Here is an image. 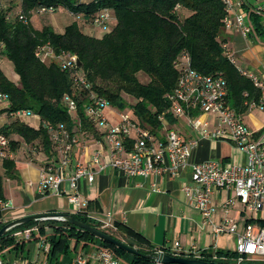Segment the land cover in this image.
<instances>
[{
	"label": "trees",
	"instance_id": "1",
	"mask_svg": "<svg viewBox=\"0 0 264 264\" xmlns=\"http://www.w3.org/2000/svg\"><path fill=\"white\" fill-rule=\"evenodd\" d=\"M11 1L6 4L5 0H0V94L7 97L0 106V115L5 113L11 118L0 128V133L8 137L13 153L20 147V140L12 137L15 134L26 144L35 146L37 143L55 161L49 127L63 126L71 135L79 129L100 137L96 123L85 114L90 93L106 98L119 110H128L138 125L155 134L162 128L158 119L161 115L168 127H174L177 120L169 111L167 95L177 84V63L183 56H187L192 68L200 73L224 76L227 101L237 113H246L248 104L245 103L261 96L260 88L226 53L221 38L228 14L224 0H17L16 5ZM42 8L52 9L53 13L64 10L73 20L63 32H57L48 23L36 28L32 18L35 14H47L39 13ZM104 10L113 15L115 25L101 37L86 33L85 28L92 26L93 18ZM249 17V34L256 33L264 40L262 17L254 11ZM44 44H49L57 55H75L80 66L75 64L72 69H63L55 61H41L35 53ZM3 59L12 63L19 78L17 82L2 69ZM139 72L148 76L147 83L139 81ZM78 73L89 82L88 90L75 86L73 75ZM124 94L134 100L129 106ZM66 96L76 100L75 115L66 107ZM18 111L37 116L38 127L12 115ZM5 177H18L13 158L0 159V200L4 199ZM72 215L135 248L140 254H132L68 222L47 219L15 226L1 236L0 255L4 257L6 250H23L26 241H17L13 232L38 226L40 235L51 244L50 263L70 261L81 243L83 248L93 245L96 249H110L116 258L126 260L127 264H156L144 255L157 250L140 234L121 224H117L115 231L102 228L80 214ZM3 225L0 223V228ZM46 227L52 232L46 233ZM32 236L36 238L28 241H37L39 235L33 233ZM202 256L217 264H234L239 258L235 250L203 252Z\"/></svg>",
	"mask_w": 264,
	"mask_h": 264
},
{
	"label": "built area",
	"instance_id": "2",
	"mask_svg": "<svg viewBox=\"0 0 264 264\" xmlns=\"http://www.w3.org/2000/svg\"><path fill=\"white\" fill-rule=\"evenodd\" d=\"M228 14L224 19L225 28H235L243 35L251 32V25L245 22L243 13L230 18L232 9L230 0H224ZM252 11L264 20V8L255 7ZM53 13L52 9L42 8L39 13ZM113 15L104 10L96 15L91 25L104 33L110 30L107 21ZM22 18V16H20ZM231 57L232 62L234 59ZM36 56L43 62L55 61L63 69H72L77 64V57L67 53L55 54L49 44L40 46ZM179 77L173 91L167 95L170 102L169 111L176 118L177 124L168 127L163 115L158 119L162 128L153 133L136 123L129 111L113 107L103 97L90 93L85 106L86 116L96 123L97 128H103V137L107 146L111 169L127 177H150L155 175L174 176L188 165L192 149L201 139L229 140L246 154V162L222 163L216 159H208L191 164L190 182L183 185L182 190L187 204L198 211L212 226L215 234L231 233L236 236L235 251L239 258L234 264H251L264 261V124L255 131L244 122V114L237 113L227 101V83L222 74H203L193 69L187 56L177 63ZM249 76L255 86L260 88L261 96L248 104V111L256 110L264 113V82L252 74L241 71ZM74 76L75 86L88 90L89 82L82 73ZM7 97L0 94V106ZM65 104L69 112H77L76 100L66 96ZM108 112L115 114L117 121L113 122ZM13 116H29L27 111H18ZM34 116V115H31ZM183 126L190 135L178 131ZM52 131V145L56 152V160L44 164L40 170L39 189L43 193L57 196L66 195L76 209L86 202L82 201L78 191V181L86 179L89 183L95 180V171L89 166L77 163L72 171L71 152L78 137L71 135L63 126L49 127ZM85 134V133H83ZM87 135H85L86 137ZM13 158L9 139L0 133V159ZM91 162L101 169L100 152L92 155ZM232 190L243 205L247 220L239 226L230 217L216 223L212 219V195L216 190ZM153 190L158 189L153 186ZM231 200H227L223 209L228 213ZM14 209L11 202L0 200V215ZM249 214V215H248ZM1 217V216H0ZM262 220V222L260 221ZM107 223L102 228H106ZM32 229L26 228L12 233L16 239L29 240ZM51 244L48 239L38 240V251L47 254L42 264L50 263L48 255ZM173 256L203 259L202 254L192 246L184 252L179 242H174L170 250H163ZM91 253L81 251L74 253L73 264H86ZM98 264H117L114 253L107 248L96 249ZM216 259V256H213ZM0 264H37V261L7 260L0 256Z\"/></svg>",
	"mask_w": 264,
	"mask_h": 264
},
{
	"label": "crops",
	"instance_id": "3",
	"mask_svg": "<svg viewBox=\"0 0 264 264\" xmlns=\"http://www.w3.org/2000/svg\"><path fill=\"white\" fill-rule=\"evenodd\" d=\"M230 2L232 4L230 18L243 13L245 22L250 24L249 13L257 7L258 0H230ZM72 20L73 18L70 17L69 23ZM262 23L264 24L263 19ZM64 27L57 32H63ZM84 31L97 37H101L104 33L101 29L90 25ZM221 38L224 41L225 50L233 57L239 70L252 74L264 82V40L256 33L243 35L233 27H224ZM1 63L6 75L17 82L19 78L13 70L12 63L7 59H3ZM260 114L263 115L262 118H259ZM108 115L113 122L117 121V118L112 117L111 112H108ZM246 116H249L253 122L252 130H260L264 124V113L252 110L244 113V117ZM32 117L35 124L25 122L36 128L39 125V118ZM10 120L11 118L5 113L1 114L0 128ZM179 127L185 130L187 136L190 135L183 126ZM97 130L100 136L98 138L79 129H76L75 133L78 143L72 148L71 165L68 171H72L77 163L89 166L91 171H95V180L92 183L86 179L78 181L81 199L86 202L79 209L69 202L66 195L57 196L40 191V170L44 164L53 159L37 143L35 146L26 144L17 135H12L14 139L20 140V147L13 153L18 177L4 178L3 200L11 202L14 209L1 213L0 223L5 224L31 214L70 212L85 216L101 227L108 223L106 228L115 231L117 224H121L140 234L155 250H170L174 242H179L184 252L192 246L196 247L201 254L217 250H235L236 236L231 233L215 234L205 218L187 204L182 187L190 182L191 164L208 159H216L225 164L244 163L246 154L243 150L226 139L204 138L192 149L188 165L178 174L172 177L164 175L147 178L127 177L108 165L109 156L103 137V128L98 127ZM97 151L100 152V162L103 166L101 170L97 164L91 162L92 155ZM153 186L158 191L153 190ZM227 200H231L228 213L223 209ZM212 207V219L216 223L225 217H230L241 227L248 218L243 212L242 203L232 190H216L212 195ZM17 241H26L23 250H6L4 257L7 260L38 261L40 255L38 241L30 242L25 239ZM82 251L92 254L86 264H98L96 248L93 245H88ZM120 260L117 258V264H121ZM62 264H73V259L64 261Z\"/></svg>",
	"mask_w": 264,
	"mask_h": 264
},
{
	"label": "water",
	"instance_id": "4",
	"mask_svg": "<svg viewBox=\"0 0 264 264\" xmlns=\"http://www.w3.org/2000/svg\"><path fill=\"white\" fill-rule=\"evenodd\" d=\"M77 65L80 66V61H77ZM47 219H54V220H60L68 222L74 226H77L80 229H83L93 235H95L98 238H101L104 241H107L111 244H114L115 246H118L132 254H140L138 250L135 248H131L127 246L122 241L118 240L117 238L111 236L110 234H107L106 232L101 231L97 227H94L92 225H89L85 222H82L78 219H76L72 213L69 212H56V213H47V214H31L19 217L15 220L9 221L5 223L0 228V237L4 236L7 232H9L12 228L15 226L25 224L30 221H37V220H47ZM145 257L152 259L155 263L158 264H217L215 261H207L204 259L199 258H188V257H181V256H173L163 250H157L154 253L145 254ZM251 264H264V261L262 262H252Z\"/></svg>",
	"mask_w": 264,
	"mask_h": 264
},
{
	"label": "rangeland",
	"instance_id": "5",
	"mask_svg": "<svg viewBox=\"0 0 264 264\" xmlns=\"http://www.w3.org/2000/svg\"><path fill=\"white\" fill-rule=\"evenodd\" d=\"M8 2H9V0H5L6 4ZM11 2H13V5H16L17 0H12ZM256 4H257L256 5L257 7L259 6V7H263L264 8V0H258V3H256ZM69 21H70V17L64 10H59L56 13H47V14H43V15L35 14L33 16V25L36 28H41L43 23H48V24H53V27L55 28L56 31H58V29L59 30L62 29L65 25H67L69 23ZM107 23H108V26L111 29L116 23L115 18L112 16L107 21ZM92 29H94V28H92ZM137 77H138L139 81L142 82V83H147L148 80H149L148 76L144 72H139L137 74ZM123 97H124V100H125L127 106H129V104L134 102V100L131 97H129V96L125 95V94H124ZM125 109H128V107L125 108ZM126 111H128V110H126ZM113 116L115 118L117 117L115 114L112 115V117ZM262 117H263V115L260 114L259 118H262ZM21 119L23 121L29 122L31 124H35V120L33 119V117L31 115L22 116ZM244 120H245L246 124L248 125V127L250 129H253V126L251 125V123H253V122H251V119L249 118V116L244 117ZM178 131H180L182 134H185V130H183L182 127H179ZM29 229H32V233L31 234L35 233V234L39 235V237L37 238V241L41 237L45 238L44 235H40V233H39L40 231H39V227L38 226L29 227ZM45 231H46V233L52 232V230L49 229L48 227L45 228ZM34 236H36V235H34ZM34 236L31 235V237L36 238ZM82 249H83L82 244L81 243L78 244L75 253L81 252ZM73 256H74V254H73ZM73 256H72V259H73ZM4 258H6V257H4ZM46 258H47V254L44 253V252H41L40 255H39V259L37 261V264H42L45 261ZM119 262L121 264H126V261L124 259H121Z\"/></svg>",
	"mask_w": 264,
	"mask_h": 264
}]
</instances>
